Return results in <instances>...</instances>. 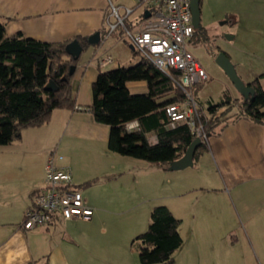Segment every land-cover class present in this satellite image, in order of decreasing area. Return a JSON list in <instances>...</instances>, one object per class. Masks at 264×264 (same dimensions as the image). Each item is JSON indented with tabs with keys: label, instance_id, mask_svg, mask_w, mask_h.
I'll return each instance as SVG.
<instances>
[{
	"label": "crops",
	"instance_id": "0c3cea01",
	"mask_svg": "<svg viewBox=\"0 0 264 264\" xmlns=\"http://www.w3.org/2000/svg\"><path fill=\"white\" fill-rule=\"evenodd\" d=\"M111 3L113 0H0V19L6 21L7 36L22 33L25 37L48 42L76 36L89 37L101 31V44L91 45L81 54L82 57L93 49L94 57L105 40L103 28ZM113 47L120 48L119 41L110 46ZM104 50L103 54L111 55L107 49ZM93 57L82 63L79 60L72 76L71 90L76 107L72 110L57 109L48 123L25 129H33L28 146L11 156L13 158L9 159L12 161H0V264H97L99 260L96 234L86 229L100 217L95 214L97 204L91 190L102 178H117L121 173L116 170V163L120 160L112 154L115 152L104 148L105 143L108 147L110 127L97 123L90 110L92 83L102 69L98 63L92 65ZM209 80L210 76L206 83ZM253 80L244 77L246 83ZM127 85L132 93L147 92L145 81H133ZM202 90L196 98L206 112L209 101H219L211 98L202 100ZM226 93L231 98L241 96L230 91ZM148 139L156 143V133H148ZM207 145L208 150L195 160L194 166L170 174L175 178L177 192L167 195L165 203L182 224V215L176 213L181 208L178 204L171 205L168 196L213 190L223 196L231 209L234 202L241 217L247 222L254 220L246 227V232L261 264H264V123L239 119L211 135ZM60 148L64 153L59 151ZM53 151L63 156L58 164L71 169L75 185L80 187L85 184L80 189L87 204L94 210L93 216L90 220L56 218L46 226L24 230L22 221L25 211L33 205L35 193L46 184V164ZM102 154L107 157L102 159ZM146 162H126L133 166L131 170L137 168L132 172L134 181H138V168ZM149 164L163 171H172ZM78 165L94 166L98 171L96 175H81L76 172ZM151 169L149 171L154 173L155 170ZM169 173L172 172H164V175ZM88 182L92 183L86 185ZM193 217L194 227L201 226L200 230L205 233L220 229L212 225L211 215L206 210L194 211ZM224 227L222 224L221 228ZM179 230L181 233V225Z\"/></svg>",
	"mask_w": 264,
	"mask_h": 264
},
{
	"label": "trees",
	"instance_id": "16d2710c",
	"mask_svg": "<svg viewBox=\"0 0 264 264\" xmlns=\"http://www.w3.org/2000/svg\"><path fill=\"white\" fill-rule=\"evenodd\" d=\"M106 34L105 25L103 38ZM74 39H78L83 51L91 46L84 36L59 42L28 38L22 33L7 36L6 21L0 19V146L21 139L25 129L48 123L55 110L76 107L70 68L80 59L75 60L66 52V45ZM208 42L206 38L205 43ZM130 46L134 54L141 56L140 61L132 66L101 70L92 83L90 110L97 123L110 127L108 148L111 151L169 169L170 162L182 157L197 137L186 122L169 125L171 120L166 107L185 99V93L176 82L180 72L161 71ZM49 80L57 84V91L45 89ZM133 81H145L147 92L132 93L127 84ZM205 83L194 87L196 97ZM247 84L255 89L249 98L242 95L231 98L225 92L219 102H208L202 117L208 137L242 118L264 123V87L260 77ZM235 106L238 109L227 119L224 115ZM133 121H137L139 127L129 131L127 125ZM150 132L156 133V143L149 141ZM207 150V143L202 142L196 149L195 160ZM83 186L85 184L80 187ZM180 225L181 219L167 205H155L147 230L132 241L140 263L173 264V255L183 243Z\"/></svg>",
	"mask_w": 264,
	"mask_h": 264
},
{
	"label": "rangeland",
	"instance_id": "374dc122",
	"mask_svg": "<svg viewBox=\"0 0 264 264\" xmlns=\"http://www.w3.org/2000/svg\"><path fill=\"white\" fill-rule=\"evenodd\" d=\"M135 3V0H113L115 5L122 4L128 7L135 6ZM139 12L140 10L133 17ZM201 26V29L195 31L190 49L210 76V80L203 86L207 89L206 87L201 89L202 100L211 98L220 101L226 91L240 95L216 62L215 54L220 50L229 55L243 80L244 77L251 79L260 77L264 87V0H201ZM206 38H209L207 44ZM104 39L102 49L94 57L93 49L89 50L83 54L80 62L93 57L92 65H97L104 49L113 56L114 62L101 70L114 69L120 65L132 66L140 61L141 56L134 54L126 41H122L116 35ZM116 41H119L120 48H110ZM237 109L235 106L224 116L228 117L227 119L233 117ZM31 130L33 129L23 131L22 139L0 146V161H12L11 156L18 154L22 147L28 146L33 137ZM104 145V148L109 150L106 143ZM59 151L64 153L61 148ZM112 154L120 160L116 163V170L121 174L117 178H102L91 190L97 204L95 214L100 217L86 229L89 228L96 234L99 258L97 264H142L132 241L147 230L153 207L157 204L167 205L166 196L177 192L175 178L170 174L180 171H163L145 161L146 163H143L145 165L138 168V181H134L132 172L137 168L131 170L133 166L126 162L144 160L116 155L118 153ZM104 157L107 156L102 154V159ZM150 169L155 170L154 173H151ZM97 171L94 166L76 167V172L81 175L83 173L96 175ZM164 172L172 173L164 175ZM168 200L171 205H179L181 210L176 213L183 217L181 224L183 243L173 255L175 260L173 264H261L254 244L246 232V227L254 220L247 222L241 217L234 202L231 209L223 196L213 190L178 197L168 196ZM201 209L211 215L212 225L220 229L205 233L200 230L201 226L194 227V211L198 212ZM222 224L226 227L221 228Z\"/></svg>",
	"mask_w": 264,
	"mask_h": 264
},
{
	"label": "built area",
	"instance_id": "2783aa9c",
	"mask_svg": "<svg viewBox=\"0 0 264 264\" xmlns=\"http://www.w3.org/2000/svg\"><path fill=\"white\" fill-rule=\"evenodd\" d=\"M135 2L133 7L110 4L104 38L116 35L131 44L161 71L180 72L176 82L185 93V99L166 107L171 120L169 125L186 122L202 142L208 143L209 137L202 122L204 111L195 96L194 87L206 82L209 75L190 49L196 30L191 0ZM138 10L140 12L133 17ZM146 11L150 12L147 18ZM112 61V56L106 53L98 58L100 68ZM138 127L137 121L127 125L129 131ZM62 159L63 156L56 151L50 154L46 164V184L35 193L33 205L25 211L22 221L24 230L46 226L56 218H92L94 210L87 204L80 187L75 185L71 169L58 164Z\"/></svg>",
	"mask_w": 264,
	"mask_h": 264
},
{
	"label": "water",
	"instance_id": "95a60500",
	"mask_svg": "<svg viewBox=\"0 0 264 264\" xmlns=\"http://www.w3.org/2000/svg\"><path fill=\"white\" fill-rule=\"evenodd\" d=\"M191 6L193 11V22L196 29H201V7L200 0H191ZM146 18L150 16V12L146 11ZM88 41L91 45L101 44V31H96L94 34L88 37ZM83 46L78 41L74 39L66 45V52L73 59L78 60L83 53ZM217 64L224 70L227 76L230 78L231 82L234 84L238 92L245 98L251 97L255 93V89L248 85L238 74L235 65L231 61V58L224 51H219L216 54ZM76 69L75 65L70 68V74H74ZM46 90L57 91L59 88L53 80H49L45 86ZM202 140L196 137L195 140L188 146L184 155L179 159L170 162L169 170H183L188 167L194 166L195 163V153L196 149L201 145Z\"/></svg>",
	"mask_w": 264,
	"mask_h": 264
},
{
	"label": "flooded vegetation",
	"instance_id": "af4514ba",
	"mask_svg": "<svg viewBox=\"0 0 264 264\" xmlns=\"http://www.w3.org/2000/svg\"><path fill=\"white\" fill-rule=\"evenodd\" d=\"M200 7H201V0H200ZM220 51H222V50H220Z\"/></svg>",
	"mask_w": 264,
	"mask_h": 264
}]
</instances>
